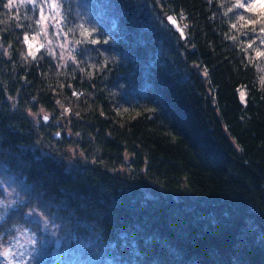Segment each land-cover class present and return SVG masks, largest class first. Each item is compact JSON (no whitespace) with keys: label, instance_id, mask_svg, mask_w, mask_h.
<instances>
[{"label":"trees","instance_id":"1","mask_svg":"<svg viewBox=\"0 0 264 264\" xmlns=\"http://www.w3.org/2000/svg\"><path fill=\"white\" fill-rule=\"evenodd\" d=\"M234 4L62 0L32 57L48 7L0 0V264H264V11Z\"/></svg>","mask_w":264,"mask_h":264},{"label":"rangeland","instance_id":"2","mask_svg":"<svg viewBox=\"0 0 264 264\" xmlns=\"http://www.w3.org/2000/svg\"><path fill=\"white\" fill-rule=\"evenodd\" d=\"M24 2L30 3L35 7H41L42 5H45V8H47L45 11L44 9L41 10L40 16L41 19L40 20V32L38 35H34L31 37H28L26 40V44L28 47V52L32 57H36L38 55V53L46 46L52 45L53 44V37L51 35V25H53V27L55 26V20L56 18H59L58 15V11H54L53 7H50V3H45L44 0L42 2V0H36L35 3L32 2V0H22ZM249 3H251V0H249ZM49 5V6H48ZM54 11V12H53ZM255 11L256 12H263L264 8L259 7L258 5L255 6ZM168 22L178 31L180 32L183 36L186 33L185 27L181 21V19H176L174 17H170L168 18ZM60 38V37H59ZM59 43V42H58ZM68 46V44L66 43L63 48L64 50L67 49L66 47ZM203 76L206 77L207 73L206 71L202 72ZM242 96V100L245 99V93L242 92L241 93ZM44 117H46L45 113H41L40 118L43 119ZM48 119V118H47ZM45 120V119H44ZM50 120L48 119V121L46 123H49ZM64 130H59L57 133L60 134L59 138H55V140L57 141V143H55L56 146H61L62 150L65 151L66 154L69 155L70 160L72 158H77L81 155L78 156L80 150L76 147H74L75 145V141L73 136L68 132H65L63 134ZM57 134L55 133L53 135V137H56ZM60 147V149H61ZM73 165H69V168H73ZM8 188H5V190H7ZM7 193V203L10 204L13 197H14V193L13 192H6ZM50 233L53 234V236L56 233L55 230V226H53V230L52 228H50ZM29 242H24V246H26ZM26 254V253H25ZM24 255V251L20 250V249H6V258L9 259L10 264H20L22 257ZM75 257H77V255H74Z\"/></svg>","mask_w":264,"mask_h":264},{"label":"snow or ice","instance_id":"3","mask_svg":"<svg viewBox=\"0 0 264 264\" xmlns=\"http://www.w3.org/2000/svg\"><path fill=\"white\" fill-rule=\"evenodd\" d=\"M33 3L36 2V0H32ZM45 3H50L53 8L62 7V0H44ZM231 2V0H230ZM259 6L261 8H264V0H251V3H249V0H235L234 7L237 10H244L246 12H255V6ZM10 6V5H9ZM243 19V16H241ZM249 24H257V20L255 18H250L247 21ZM233 28L236 27L235 24L232 25ZM259 32L264 33V15L260 16V25H259ZM257 29L253 28L252 32H256ZM260 45H264V37L259 38ZM255 40L253 43L248 44V48H253L255 44ZM258 55L261 57H264V48H260L258 50ZM44 119H47V117H44ZM2 219V217H0ZM4 253H0V255H3Z\"/></svg>","mask_w":264,"mask_h":264},{"label":"bare ground","instance_id":"4","mask_svg":"<svg viewBox=\"0 0 264 264\" xmlns=\"http://www.w3.org/2000/svg\"><path fill=\"white\" fill-rule=\"evenodd\" d=\"M56 137L59 138V137H60V134H57ZM57 138H56V139H57ZM70 165H73V166H74V163H71ZM74 167H75V166H74ZM74 167H73V168H74Z\"/></svg>","mask_w":264,"mask_h":264},{"label":"water","instance_id":"5","mask_svg":"<svg viewBox=\"0 0 264 264\" xmlns=\"http://www.w3.org/2000/svg\"><path fill=\"white\" fill-rule=\"evenodd\" d=\"M48 121V119H46V122Z\"/></svg>","mask_w":264,"mask_h":264}]
</instances>
